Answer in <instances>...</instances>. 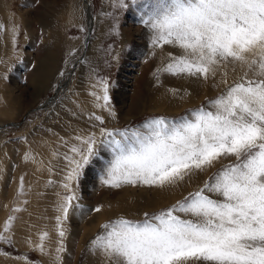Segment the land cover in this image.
<instances>
[{"label": "snow or ice", "instance_id": "obj_1", "mask_svg": "<svg viewBox=\"0 0 264 264\" xmlns=\"http://www.w3.org/2000/svg\"><path fill=\"white\" fill-rule=\"evenodd\" d=\"M112 6L127 8L129 0H113ZM141 23L154 48L179 50L167 53L157 74L205 82L219 75L214 86L223 90L178 118L151 116L137 127H100L98 134L75 137L71 154L63 157L68 171L57 206L55 260L62 262L64 221L79 199L73 183L105 146L113 156L101 181L110 188L164 189L202 174L205 179L142 219L120 215L103 222L89 251L104 264H264V0H153ZM109 85L100 77L102 95L92 94L103 101L98 107L115 116ZM92 117L104 124L103 116ZM15 219L8 217L5 232ZM48 236H40L41 252ZM0 241L12 242L2 233Z\"/></svg>", "mask_w": 264, "mask_h": 264}, {"label": "rangeland", "instance_id": "obj_2", "mask_svg": "<svg viewBox=\"0 0 264 264\" xmlns=\"http://www.w3.org/2000/svg\"><path fill=\"white\" fill-rule=\"evenodd\" d=\"M90 1L91 22L83 0H0V233L12 240L11 244L0 241V264H104L103 257L89 251V242L103 222L120 215L142 219L145 211L174 203L205 179L202 174L164 189L110 188L101 177L113 153L99 146V155L73 183L79 199L64 221L62 262L55 260L60 240L56 217L61 215L57 206L66 193L62 182L68 171L63 157L71 154L75 137L98 134L100 127H137L151 116L178 118L224 87L214 86L220 79L201 80V87L186 90L180 78L157 74L167 62H161L158 50L166 56L179 52L151 43L152 33L140 17L150 12L153 0L137 4L129 0L127 8L113 7V0ZM43 56L55 63V72L50 80L34 83ZM100 77L110 82L109 103L115 116L98 107L103 101L92 94L102 95ZM64 83L70 86L62 87ZM172 89L179 91L173 95ZM124 96L127 102L122 106ZM92 113L103 116L104 124ZM26 154L30 159H25ZM121 195L130 204L119 201ZM100 205L103 209L97 213L94 209ZM17 207L21 211H14ZM9 216L16 219L5 232ZM45 231L49 236L44 241L46 251L41 252L37 245Z\"/></svg>", "mask_w": 264, "mask_h": 264}, {"label": "bare ground", "instance_id": "obj_3", "mask_svg": "<svg viewBox=\"0 0 264 264\" xmlns=\"http://www.w3.org/2000/svg\"><path fill=\"white\" fill-rule=\"evenodd\" d=\"M90 0H83V4H84V6H85V10H86V12H87V14H88V16H89V18H90V22H91V17H92V5L90 4ZM75 6V4L73 5V7ZM148 7H152L151 5H148ZM144 8V7H143ZM71 10H73V8H71ZM75 10H77V14H76V17H78V13H79V11H78V9L76 8V6H75ZM151 11V10H150ZM146 12H148V11H146ZM72 13V12H71ZM71 13H70V11H69V17H70V15H71ZM68 14V13H67ZM148 14V13H147ZM146 14V15H147ZM140 18H142V17H140ZM91 24V23H90ZM147 30H149L148 28H146ZM150 31V30H149ZM147 37V36H146ZM92 38V37H91ZM91 41V40H90ZM158 50V49H157ZM175 50V49H174ZM170 51V50H169ZM155 52V51H154ZM160 52V50H158V58L159 59H161L162 58V61L161 62H164V60L165 61H167V56L165 55V52H161V54L159 53ZM178 52H179V50H178ZM161 55V56H160ZM145 56V55H144ZM43 59H42V61H41V66H39V68H38V71H37V75H38V77L36 78V79H34V83H37V80L38 81H40V80H44V79H42V78H45V79H47V80H50L51 78H53V75H54V69H53V67L55 66V63L53 62V61H48L47 59L44 61V56L42 57ZM161 65V64H160ZM130 70H131V68H130ZM72 71V70H71ZM71 71L69 72L70 74H71ZM230 73V72H229ZM69 74V75H70ZM135 75V74H134ZM232 75V74H231ZM128 76V75H127ZM132 78V77H131ZM167 79H170V75H167ZM181 79V81H182V86H183V88L184 87H186V90H187V87L188 88H190V90H195V85H198L199 86V84H200V87H201V80H198V79H195V78H180ZM220 79V76L218 75L216 78H215V80L218 82V80ZM209 81H211V80H209ZM41 82V81H40ZM45 82H46V80H45ZM70 83V82H69ZM69 83L68 84H66V83H64L63 85L61 84V86L62 87H66V86H68L69 85ZM145 83L147 84V80L145 81ZM44 84V83H43ZM204 84H206V83H204ZM70 86V85H69ZM144 86H147V85H145L144 84ZM60 87V86H59ZM61 88V87H60ZM62 89V88H61ZM130 90V89H129ZM59 92H60V90H59ZM128 96V95H127ZM127 96H124V97H122V100H121V103H122V106H124L125 104H126V102H127V99H126V97ZM166 98H170L168 95H167V97ZM121 99V98H120ZM56 100V98H53V99H51L50 101L51 102H54ZM163 100V99H162ZM166 100V99H165ZM164 102V101H163ZM111 157V156H110ZM42 158V157H41ZM92 185V184H91ZM119 201H124V202H126V204H130V202H129V200L126 198V195H121L120 197H119V199H118ZM119 201H117L118 203H116V204H119V206H120V202ZM136 202V201H135ZM112 204H115V203H112ZM125 204V205H126ZM128 207H130V206H126V208H128ZM106 215V214H105ZM104 215V216H105ZM98 220H102V219H100V217H99V219Z\"/></svg>", "mask_w": 264, "mask_h": 264}, {"label": "crops", "instance_id": "obj_4", "mask_svg": "<svg viewBox=\"0 0 264 264\" xmlns=\"http://www.w3.org/2000/svg\"><path fill=\"white\" fill-rule=\"evenodd\" d=\"M76 3H77V0H76ZM76 3H75V4H76Z\"/></svg>", "mask_w": 264, "mask_h": 264}]
</instances>
